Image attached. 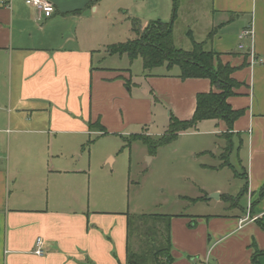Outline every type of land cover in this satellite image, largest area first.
<instances>
[{
	"label": "crops",
	"instance_id": "obj_1",
	"mask_svg": "<svg viewBox=\"0 0 264 264\" xmlns=\"http://www.w3.org/2000/svg\"><path fill=\"white\" fill-rule=\"evenodd\" d=\"M51 1L55 11L47 18L22 0H0V264H126L128 247L138 251L130 231L135 218L113 208L90 175L93 157L116 162L114 149L87 151L85 145L109 136L125 142L135 134L152 136L156 109L164 110L168 125L170 114L190 119L197 95L216 88L208 78L184 79L181 69L167 66L133 76L127 54L108 53L113 13H130L129 22L137 18L144 28L165 22L170 0ZM209 2L202 38L191 29L188 36L236 68L233 77L242 85L228 101L245 113L232 130L219 119L197 128L230 138L226 156L233 138L241 147L247 139L248 201L238 213L200 215L197 222L176 214L172 264H253L256 247L264 250L257 221L264 216V0ZM180 8L186 12V0ZM247 28L253 36L240 38ZM247 213L256 219L240 226ZM38 238L43 256L35 253Z\"/></svg>",
	"mask_w": 264,
	"mask_h": 264
},
{
	"label": "rangeland",
	"instance_id": "obj_2",
	"mask_svg": "<svg viewBox=\"0 0 264 264\" xmlns=\"http://www.w3.org/2000/svg\"><path fill=\"white\" fill-rule=\"evenodd\" d=\"M169 5L171 15L165 17V22H171L173 18V0H170ZM209 5V0H186V12L179 6L173 31L177 47L185 50L193 48V41L188 36L190 29L195 39L202 38L208 22ZM110 10H115V5ZM113 15L115 17L108 25L107 44L134 39L136 33L131 28L132 21L129 22L130 13L118 9ZM241 41L244 44L245 40ZM132 70L133 76L144 70L141 57L134 60ZM164 70L166 68L159 69ZM171 70L179 72L180 67L176 65ZM155 116L151 135L157 140L166 132L168 118L164 110L159 108ZM204 130V126H199L180 133L152 152L141 140H131L130 143L128 139L125 142L113 136L98 139L95 146L93 143L85 145L87 151L90 147L94 150L100 146L114 149V164L104 161L102 157H93L90 164L91 180L94 185L104 187L113 208L129 210L134 216L138 227L133 229L135 250L152 251L165 245L164 222L143 221L142 215L185 214L197 222L196 218L200 215H230L247 206V196L242 194L246 184L244 175L248 171L247 139L241 147L239 139L233 138V146L229 156H226L230 138L222 134L209 135ZM96 137L94 135L92 138ZM218 144L220 147H217ZM219 193L224 196H219ZM154 225L155 230H150ZM160 254L158 256L163 263L166 258Z\"/></svg>",
	"mask_w": 264,
	"mask_h": 264
},
{
	"label": "trees",
	"instance_id": "obj_3",
	"mask_svg": "<svg viewBox=\"0 0 264 264\" xmlns=\"http://www.w3.org/2000/svg\"><path fill=\"white\" fill-rule=\"evenodd\" d=\"M180 0H173V18L171 22H163L161 20L150 21L148 25L142 29L141 21L133 18V30L136 33L134 39L126 42L113 43L108 45L109 54H127L134 62L135 59L141 57L143 60L144 70L149 71L160 66H167L171 69L179 66L181 69L180 76L182 78H208L214 85L216 90L199 93L197 95V106L194 115L187 120H181L170 114L169 125L166 132L157 140L152 136L135 134L130 137L131 140H141L146 144L150 152L156 150L173 139L180 133L194 130L198 124L207 119L223 120L228 129L232 130L234 123L244 115L245 109H234L229 103L228 98L236 94L235 89L240 87L242 83L233 77L236 70L231 64L224 63L219 55L211 49L206 48L205 42L195 41L191 32L189 35L193 41V48L185 50L179 48L174 42V22L178 14ZM214 31L210 33L213 34ZM101 131L106 133L104 127L96 123ZM95 125H92V127ZM228 130V131H229ZM228 131L225 133L227 134ZM248 191V181L243 188L242 194ZM264 197V186L262 187L259 199ZM175 215L152 214L140 216L143 221H161L164 222L166 233L165 245L163 248L152 251H134L128 247V259L126 264H172L174 257L172 251V239L170 232V221ZM257 221L264 229V216L258 218ZM156 225L150 227L155 230ZM135 228V219L130 221V231L133 233ZM164 244V243H163ZM162 249V250H161ZM165 256L166 261L161 262L160 256ZM264 255V250L256 251L252 257L253 264H260L259 257Z\"/></svg>",
	"mask_w": 264,
	"mask_h": 264
},
{
	"label": "built area",
	"instance_id": "obj_4",
	"mask_svg": "<svg viewBox=\"0 0 264 264\" xmlns=\"http://www.w3.org/2000/svg\"><path fill=\"white\" fill-rule=\"evenodd\" d=\"M9 2L11 0H8ZM25 4L34 7L35 9L41 11L43 17H50L53 15L54 11H55V7L54 4L51 0H22ZM253 29L252 28H247L245 29L241 35L240 38H245L248 36H253ZM241 48H244L243 45L240 46ZM251 56H254L251 52ZM248 219H252L255 220L256 218H252L250 217V214L247 213L246 218L241 219L240 220V226H243L244 223L248 220ZM43 239L42 238H38L36 241V249H35V253L39 256H43L45 255V250H44V246H43Z\"/></svg>",
	"mask_w": 264,
	"mask_h": 264
},
{
	"label": "water",
	"instance_id": "obj_5",
	"mask_svg": "<svg viewBox=\"0 0 264 264\" xmlns=\"http://www.w3.org/2000/svg\"><path fill=\"white\" fill-rule=\"evenodd\" d=\"M194 261H196V259H194Z\"/></svg>",
	"mask_w": 264,
	"mask_h": 264
}]
</instances>
